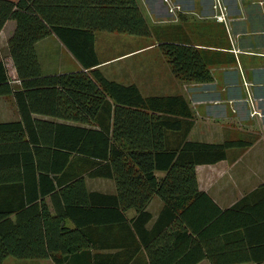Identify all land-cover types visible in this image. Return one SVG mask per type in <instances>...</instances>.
Segmentation results:
<instances>
[{
	"label": "trees",
	"instance_id": "obj_1",
	"mask_svg": "<svg viewBox=\"0 0 264 264\" xmlns=\"http://www.w3.org/2000/svg\"><path fill=\"white\" fill-rule=\"evenodd\" d=\"M7 19L15 23L6 48L18 85L0 59V94L12 92L20 118L0 122V264H12L7 255L54 264H128L139 255L148 264H192L216 214L244 213L253 198L264 214V184L219 211L196 179V164L249 140L188 139L193 119L181 94L143 95L98 69L95 31L150 33L135 0H0V29ZM51 32L80 68L41 72L34 42ZM157 47L177 79H209L197 47ZM85 176L110 178L114 190L89 189ZM154 195L162 205L147 226Z\"/></svg>",
	"mask_w": 264,
	"mask_h": 264
},
{
	"label": "crops",
	"instance_id": "obj_2",
	"mask_svg": "<svg viewBox=\"0 0 264 264\" xmlns=\"http://www.w3.org/2000/svg\"><path fill=\"white\" fill-rule=\"evenodd\" d=\"M135 1L150 28L147 41L129 45L110 56L98 57L97 67L107 78L124 84L134 83L143 95L181 94L193 119L188 139L250 141L244 147L227 148L225 156L217 161L195 165L199 188L209 195L219 211L227 209L257 185L264 184V0ZM218 14L223 15V20L217 18ZM14 25L13 19H7L0 29V54L7 53L6 40ZM161 41L197 47L206 63L209 79L195 81L174 77L157 47ZM34 48L43 73L67 70L55 64L57 60L63 62V51L72 66L68 70L80 68L79 62L52 32L37 39ZM112 63L118 66L108 69ZM11 66L7 76L15 88L18 80L13 64ZM31 116L79 124L44 113H31ZM19 118L12 92L0 94V122ZM90 183L85 182L92 190H114L110 178L91 177ZM104 183L107 190L101 185ZM256 201L247 200L250 206L244 213L216 214L210 223L214 233L200 240L202 255L192 264H264V214ZM161 205L162 201L155 195L148 201L147 226L152 224ZM244 207L247 206H240ZM200 209L205 211L206 207L200 206ZM204 222H210L208 217ZM188 249L186 247L184 252ZM41 261L44 262L40 264L45 261L54 264L50 258ZM128 264L148 262L146 256L139 255L137 261Z\"/></svg>",
	"mask_w": 264,
	"mask_h": 264
},
{
	"label": "rangeland",
	"instance_id": "obj_3",
	"mask_svg": "<svg viewBox=\"0 0 264 264\" xmlns=\"http://www.w3.org/2000/svg\"><path fill=\"white\" fill-rule=\"evenodd\" d=\"M222 15V14H221ZM220 20H223V15ZM148 39L147 35H132V34H127V33H121V32H110V31H103V30H97L94 32V48L98 54V57H106L113 55L117 53L118 51L124 50L127 48L129 45L132 44H138V43H143L146 42ZM50 47V48H49ZM52 46H48V49H51ZM66 51H63L61 56L63 58V62L57 60L56 61V66L57 67H62L63 69H72L71 64L69 59L66 56ZM8 54H0V58L3 61V64L5 66L6 74L8 72V69H12V63L10 60V57L7 56ZM59 55V53H58ZM60 57V55H59ZM137 59V58H135ZM116 63V62H115ZM115 63H112L113 65L109 64L107 67L108 69H113L115 68L116 65ZM8 77V76H7ZM10 83V81H9ZM13 84V83H12ZM13 87V86H12ZM14 88V87H13ZM85 182L90 185V180L91 177L85 176L84 178ZM105 184V185H104ZM101 184L102 187H104V190L108 189V186L106 183ZM88 188V187H87ZM42 259H28V258H19L13 255H7L4 258V261L7 263H12V264H40ZM42 264H48L47 261Z\"/></svg>",
	"mask_w": 264,
	"mask_h": 264
},
{
	"label": "built area",
	"instance_id": "obj_4",
	"mask_svg": "<svg viewBox=\"0 0 264 264\" xmlns=\"http://www.w3.org/2000/svg\"><path fill=\"white\" fill-rule=\"evenodd\" d=\"M176 7H177V6H176ZM217 18H218V19H221V18H222V15H221V14H218V15H217Z\"/></svg>",
	"mask_w": 264,
	"mask_h": 264
}]
</instances>
